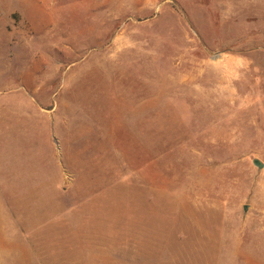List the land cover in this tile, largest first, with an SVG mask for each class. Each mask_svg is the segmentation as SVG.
Here are the masks:
<instances>
[{
  "label": "rangeland",
  "instance_id": "obj_1",
  "mask_svg": "<svg viewBox=\"0 0 264 264\" xmlns=\"http://www.w3.org/2000/svg\"><path fill=\"white\" fill-rule=\"evenodd\" d=\"M264 0H0V264H264Z\"/></svg>",
  "mask_w": 264,
  "mask_h": 264
},
{
  "label": "water",
  "instance_id": "obj_2",
  "mask_svg": "<svg viewBox=\"0 0 264 264\" xmlns=\"http://www.w3.org/2000/svg\"><path fill=\"white\" fill-rule=\"evenodd\" d=\"M253 162L258 165L260 168H262L264 166V163L258 159V158H254Z\"/></svg>",
  "mask_w": 264,
  "mask_h": 264
}]
</instances>
